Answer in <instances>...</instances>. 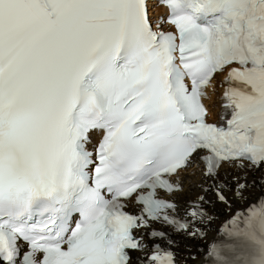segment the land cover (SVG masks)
I'll list each match as a JSON object with an SVG mask.
<instances>
[{
  "label": "snow or ice",
  "instance_id": "obj_1",
  "mask_svg": "<svg viewBox=\"0 0 264 264\" xmlns=\"http://www.w3.org/2000/svg\"><path fill=\"white\" fill-rule=\"evenodd\" d=\"M159 2L0 0V264H185L214 217L181 175L231 207L221 168L243 199L264 167V0ZM218 231L203 264H264V196Z\"/></svg>",
  "mask_w": 264,
  "mask_h": 264
},
{
  "label": "bare ground",
  "instance_id": "obj_2",
  "mask_svg": "<svg viewBox=\"0 0 264 264\" xmlns=\"http://www.w3.org/2000/svg\"><path fill=\"white\" fill-rule=\"evenodd\" d=\"M155 7L151 9V14H159L162 12L160 6L157 5L156 2H153ZM155 11V12H154ZM217 80H221L220 75H218ZM213 90H219L221 93L223 91V86H221L220 82H217L216 85L213 86ZM218 93H213L208 99L207 103L210 105V117L215 119V115L217 111L220 109V95ZM222 171L220 173V179L225 181L229 185V189L226 191L228 195V200L231 201V207L228 205L217 202L213 194L209 192H204L203 188L199 185L204 182L203 177L200 175L199 171H197V175H184L183 178L185 180L184 191L178 194V201L181 203H186L188 200L197 198L200 195H203L207 198H210L213 202L209 205H205L207 207L208 212L214 217L213 220L208 222V226L212 228L213 234L215 231L218 232L221 221L227 218L231 213L235 211L237 208H244L250 201L255 200L258 197L264 196V170L254 169L251 171H247V179L246 181L241 180V182H246L248 187L244 189V197L240 198L235 195V181L232 180L233 175H242V173L234 171L233 169L227 168V166L222 167ZM199 170V169H198ZM213 208V209H212ZM195 241V240H193ZM187 245V246H186ZM183 248L186 250V247L192 246L190 244H186ZM197 262H201L202 258L199 255Z\"/></svg>",
  "mask_w": 264,
  "mask_h": 264
}]
</instances>
